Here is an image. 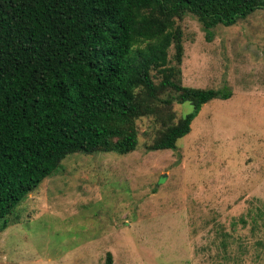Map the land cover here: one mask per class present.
<instances>
[{
	"label": "rangeland",
	"instance_id": "374dc122",
	"mask_svg": "<svg viewBox=\"0 0 264 264\" xmlns=\"http://www.w3.org/2000/svg\"><path fill=\"white\" fill-rule=\"evenodd\" d=\"M176 23L181 84L232 95L173 149L148 148L163 122L147 114L133 151L68 154L0 218V264H264V9L208 37L190 13Z\"/></svg>",
	"mask_w": 264,
	"mask_h": 264
},
{
	"label": "trees",
	"instance_id": "16d2710c",
	"mask_svg": "<svg viewBox=\"0 0 264 264\" xmlns=\"http://www.w3.org/2000/svg\"><path fill=\"white\" fill-rule=\"evenodd\" d=\"M256 9L264 0H0V218L68 154L133 151L140 116L163 122L150 150L175 148L203 104L232 95L181 84L176 21L190 13L208 37ZM174 101L192 110L176 119Z\"/></svg>",
	"mask_w": 264,
	"mask_h": 264
}]
</instances>
